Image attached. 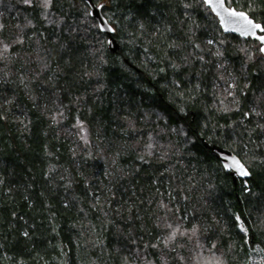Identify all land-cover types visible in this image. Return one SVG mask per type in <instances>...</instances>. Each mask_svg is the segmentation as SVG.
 I'll list each match as a JSON object with an SVG mask.
<instances>
[{"label":"trees","instance_id":"trees-1","mask_svg":"<svg viewBox=\"0 0 264 264\" xmlns=\"http://www.w3.org/2000/svg\"><path fill=\"white\" fill-rule=\"evenodd\" d=\"M93 2L116 54L83 0H0V264H264L258 42L203 0ZM227 5L264 24V0Z\"/></svg>","mask_w":264,"mask_h":264},{"label":"snow or ice","instance_id":"snow-or-ice-1","mask_svg":"<svg viewBox=\"0 0 264 264\" xmlns=\"http://www.w3.org/2000/svg\"><path fill=\"white\" fill-rule=\"evenodd\" d=\"M228 2V0H204V3L207 4L213 11H216L217 9H222L227 13L228 17H235L238 18L239 21L242 23L240 24V27H232V28H225V31H240L241 35L243 36H250L254 37L257 41L260 42L261 45H264V24L256 23L254 20L250 19L248 15L244 12L236 11L235 9H227L225 8V4ZM52 3V0H40V4L43 8L50 7ZM23 4L27 5L29 7L32 6L33 0H23ZM102 8L103 5H100ZM220 14L219 12L217 13ZM222 23L227 22L225 17H221ZM3 28V25L0 24V29ZM111 31L112 29H108ZM16 43H23L22 39L17 38ZM211 44L212 41H209ZM198 48L199 45H196ZM8 50V45H4L2 41H0V59H3V53ZM259 51L264 53V47H260ZM219 55V53H218ZM203 59V57H201ZM253 112H255V109H253ZM225 168H230L231 170H235L237 174L241 177H246L250 175L247 168L243 163H241L239 160H237L235 157L232 158L231 164H225ZM163 207H166V205H162ZM239 220V217H237ZM166 228L168 229L167 239L163 240L162 242L165 243V245L169 241H174L177 238V235H187V230L181 231L182 225L177 223L175 225L168 223L166 224ZM240 228L242 231H247V229L244 227L243 222L240 223ZM196 226H193L191 229L192 233L196 232ZM25 236H27V232L24 233Z\"/></svg>","mask_w":264,"mask_h":264},{"label":"water","instance_id":"water-1","mask_svg":"<svg viewBox=\"0 0 264 264\" xmlns=\"http://www.w3.org/2000/svg\"><path fill=\"white\" fill-rule=\"evenodd\" d=\"M83 1L86 3V5L89 8L90 17L92 19H94L96 21V23L98 24V28H99L100 32L103 33V34H106L107 37H108L107 38V49H108V51L110 53H112V54L118 53L120 51L121 47H120L119 43L116 41V39L114 38L115 31L109 25L107 20L104 18L103 14L101 12V7L96 5L93 2V0H83ZM205 5H206L207 8H209L211 10L213 15L217 18L219 26H220L223 34H225V35H234V36L240 37L243 40L251 39V40L257 41L254 37H250V36L246 37V36L241 35L240 31H225V28H232V27L239 28L240 24L242 22L239 21L238 18L228 17L227 13L224 10H222V9H217L216 11H213L207 4H205ZM225 8H227V9H235L233 7H229L227 5V3L225 4ZM236 11H239V10H236ZM218 12L220 13L219 15L217 14ZM239 12H243V11H239ZM221 17H225L227 22L222 23ZM248 17L250 19H252L249 15H248ZM108 29H112V30L109 31ZM257 42H259V41H257ZM259 44H260V42H259ZM261 47H264V45H261ZM262 55L264 56V53H262ZM201 142H202L203 146L205 147V149L210 151L212 156L215 157L220 162V164L222 165L223 169L226 172L230 173V175H231V177L233 179L234 186L237 185V181L238 180H248V179L251 178V174L246 176V177H241V176H239L237 174V172L235 170H231L230 168H225L224 167L225 164H229V165L231 164V160H232L233 157H235L237 160H239L242 163V161L232 151H230L229 149H226V148H221V147L216 146V145L212 146V145H210L209 143H207L203 139H201Z\"/></svg>","mask_w":264,"mask_h":264},{"label":"rangeland","instance_id":"rangeland-1","mask_svg":"<svg viewBox=\"0 0 264 264\" xmlns=\"http://www.w3.org/2000/svg\"><path fill=\"white\" fill-rule=\"evenodd\" d=\"M253 261V260H252ZM253 264H259L258 263V261L255 259L254 261H253Z\"/></svg>","mask_w":264,"mask_h":264},{"label":"flooded vegetation","instance_id":"flooded-vegetation-1","mask_svg":"<svg viewBox=\"0 0 264 264\" xmlns=\"http://www.w3.org/2000/svg\"><path fill=\"white\" fill-rule=\"evenodd\" d=\"M257 23V22H256ZM258 44H259V42H258ZM259 46L261 47V45L259 44ZM261 247V246H260ZM261 249V248H260Z\"/></svg>","mask_w":264,"mask_h":264}]
</instances>
